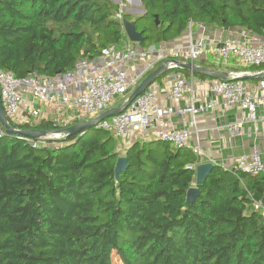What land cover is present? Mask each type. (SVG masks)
<instances>
[{
    "label": "trees",
    "instance_id": "16d2710c",
    "mask_svg": "<svg viewBox=\"0 0 264 264\" xmlns=\"http://www.w3.org/2000/svg\"><path fill=\"white\" fill-rule=\"evenodd\" d=\"M142 6L156 29L149 47L179 38L190 21L264 40V0ZM117 10L111 0H0V68L22 80L71 71L81 58L119 46ZM36 128L56 130L50 121ZM91 130L36 147L0 136V264H264V211L255 208L264 175L214 166L195 185L190 150L147 139L121 154L112 138H89ZM120 156L127 169L116 179Z\"/></svg>",
    "mask_w": 264,
    "mask_h": 264
},
{
    "label": "built area",
    "instance_id": "2783aa9c",
    "mask_svg": "<svg viewBox=\"0 0 264 264\" xmlns=\"http://www.w3.org/2000/svg\"><path fill=\"white\" fill-rule=\"evenodd\" d=\"M123 15L124 7L120 4L114 18L121 27ZM195 26L197 24L192 21L188 23L186 43L181 47L166 44L134 47L126 44L123 37L118 47L109 46L92 59L83 57L71 71L54 77L31 74L22 80L0 68V98L9 125H26L28 130L37 129L36 126L43 121H50L56 130L45 138L25 141L32 147L61 141L67 136L56 133L57 130L82 122H95L102 113L124 103V95L134 91L148 74L164 63L173 71L177 70L174 62L197 65L196 62L203 60L213 67L207 68L212 71H218L214 68L227 67L231 62L249 70L257 69L253 72L231 71L227 73V80L213 79L210 82V90L220 98L223 108H237L240 111L238 120L225 127L230 137L240 135L245 125L257 121L258 109H264V41L208 40L203 36L196 37L192 30ZM199 26L204 29L202 24ZM245 77L260 78L255 85H251L244 80ZM195 84L196 77L192 73L172 76L168 96L177 107L162 108L156 105L158 88L154 83L119 115L95 122L94 129L131 142L146 140L149 133H154L156 139L171 147L190 150L198 155L200 151L198 146L192 145L190 131L169 128L165 121L166 117L174 113L194 117L213 108V103L194 106ZM118 95L122 103H117ZM185 96L191 97L184 107H179L178 103ZM2 135H5V130L0 124ZM233 170L262 176L264 160L258 152L249 153L237 160ZM255 208L263 207L260 203Z\"/></svg>",
    "mask_w": 264,
    "mask_h": 264
},
{
    "label": "crops",
    "instance_id": "0c3cea01",
    "mask_svg": "<svg viewBox=\"0 0 264 264\" xmlns=\"http://www.w3.org/2000/svg\"><path fill=\"white\" fill-rule=\"evenodd\" d=\"M199 24H197L198 26ZM195 27L196 37L203 36L208 40L226 41L229 39L251 41H264L261 38L252 36L242 29H219V28ZM187 36L182 34L179 38L166 43L171 47H181L185 45ZM198 66L213 69L205 61H199ZM220 72L229 73L231 71H251L236 63H229L227 67L214 68ZM179 73H171L168 77L162 79V76L157 82V97L156 105L162 108H176L177 104L169 99L168 92L172 80V76ZM212 79L196 77V91L193 94L194 106L200 104L213 103V108L204 113H200L192 117L189 114L179 115L172 114L166 117L165 121L169 128L187 129L190 131L194 146H198L199 154L196 155L197 164L212 163L214 166H221L224 169H233L237 160L243 155L258 152L264 160V109L259 108L257 111L258 119L253 124L245 125L242 133L236 137H230L226 133L225 127L238 120L240 111L237 108H223L221 100L210 90V82ZM201 82V83H200ZM251 85H255L256 78L246 80ZM200 83V84H199ZM185 98L178 103L179 107H184L187 104ZM119 105V104H117ZM116 105V106H117ZM147 139H156L154 133H149ZM146 139V140H147ZM131 142V141H130ZM133 142V141H132ZM264 183V180H262ZM264 211V207L262 208Z\"/></svg>",
    "mask_w": 264,
    "mask_h": 264
},
{
    "label": "water",
    "instance_id": "95a60500",
    "mask_svg": "<svg viewBox=\"0 0 264 264\" xmlns=\"http://www.w3.org/2000/svg\"><path fill=\"white\" fill-rule=\"evenodd\" d=\"M112 2L115 5L121 4V2L119 0H116V1L113 0ZM136 3L138 5H141L142 0H136ZM126 11L129 15H133L134 13H137V12L139 14H145L144 9H140V10L136 11V10L129 9L126 7ZM155 22H156V25H158L156 17H155ZM122 28H123V31H124V33L127 36L129 41H131L133 43H137V44H141L142 42H144V32L137 30L135 22H130L128 20H124L122 23ZM174 63L177 65L178 70L186 71L188 73H192L193 75H202L205 78L212 79V80L213 79L214 80L215 79L216 80H227V73H224V72L212 71L210 69H207V68H204V67H201L198 65H194L191 63H188V64H183V63H178V62H174ZM170 71H172V70H169L166 67L165 63L163 65L157 67L153 72L148 74L145 79H143V81L136 87V89H134V91L125 100L124 103L102 113L97 119H95V122H100V121L106 120L110 117L119 115L122 111H124L125 109H127L131 105V103L135 100V98L137 96L144 93L145 90L149 86L153 85L157 80H159L162 76L166 75ZM259 78L260 77H256V79H259ZM244 80L245 81L250 80V78L245 77ZM95 122H82V123L76 124L72 127L66 128V129L57 130L56 133L66 134L67 137L73 136V135L78 134L79 132L89 130V129H93ZM0 124L2 125V127L5 130V135L17 137V138H22L25 140L26 139L37 140L39 138H45V137H47V135H49V133H51V132L41 131L38 129H28L27 130V129H14V128H12L9 125V123L5 117L1 98H0ZM49 140H51V139H49ZM156 140L161 141L159 139H156ZM161 142H163V141H161ZM189 168H191V167H189ZM213 168H214V165L212 163L197 164V166L195 167V185L203 184L206 181L207 177L210 175ZM126 169H127V160L125 157L120 156L116 160V163H115V169H114L115 178L118 179L119 176L126 171ZM198 191H199L198 188H196L195 186L190 188L187 191L186 202L187 203L193 202L195 200L197 194H198ZM261 206L264 207V196L261 200Z\"/></svg>",
    "mask_w": 264,
    "mask_h": 264
},
{
    "label": "rangeland",
    "instance_id": "374dc122",
    "mask_svg": "<svg viewBox=\"0 0 264 264\" xmlns=\"http://www.w3.org/2000/svg\"><path fill=\"white\" fill-rule=\"evenodd\" d=\"M111 1H113V0H111ZM119 1L121 2V4L124 7V14L126 15L125 19L130 21V22H135L137 30L143 31L144 37H146L144 42H142L141 44H137V43H133V42L129 41L127 36L124 35L125 43L130 44L131 46H134V47L140 46L142 48H148L150 46V44H154V42H155L154 41V34L156 33V29H155V27H153L152 19L150 18V16L146 15V10L143 8L142 4L138 5L136 3V0H133L132 3L129 2L128 0H125L124 3H122V0H119ZM117 6L119 7L120 5H117ZM126 7L129 9L136 10V11H138L140 9H144L145 14H139L137 12V13H134L133 15H129L126 11ZM165 26H166V24L163 25V27H165ZM195 27H200V26L198 25ZM195 27H193V29H192L193 31H195ZM203 28H205V26H203ZM207 28L210 29V28H216V27L207 26ZM145 30H146V32H145ZM185 35H186V32H185ZM247 38L248 37H246V39ZM143 43H144V46H141ZM196 64H198V62H196ZM170 74L171 73H168L162 79L168 77ZM132 92H127L124 95L125 96L124 98L127 99L131 95ZM120 99H121V96L118 95L117 96V100H118L117 103H120V102L122 103V100H120ZM88 137L89 138H97L99 140L112 138L111 147L114 148L116 151L121 152V154H122L123 150L131 144L130 140H128V139H122L121 137H115V135H112V134L104 132V131H98V130H91ZM113 263L114 264H121L116 260V258L113 259Z\"/></svg>",
    "mask_w": 264,
    "mask_h": 264
},
{
    "label": "flooded vegetation",
    "instance_id": "af4514ba",
    "mask_svg": "<svg viewBox=\"0 0 264 264\" xmlns=\"http://www.w3.org/2000/svg\"><path fill=\"white\" fill-rule=\"evenodd\" d=\"M173 71H174V70H173ZM171 72H172V71H170L169 73H171ZM167 74H168V73H167ZM167 74H166V75H167ZM157 81H158V80H157ZM157 81H156V82H157ZM156 82H155V83H156Z\"/></svg>",
    "mask_w": 264,
    "mask_h": 264
},
{
    "label": "bare ground",
    "instance_id": "6f19581e",
    "mask_svg": "<svg viewBox=\"0 0 264 264\" xmlns=\"http://www.w3.org/2000/svg\"><path fill=\"white\" fill-rule=\"evenodd\" d=\"M128 1L132 3L133 0H128Z\"/></svg>",
    "mask_w": 264,
    "mask_h": 264
}]
</instances>
